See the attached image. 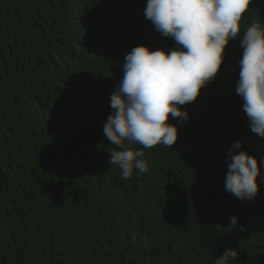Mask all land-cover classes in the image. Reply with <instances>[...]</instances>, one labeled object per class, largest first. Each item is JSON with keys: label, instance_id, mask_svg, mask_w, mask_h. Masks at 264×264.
Here are the masks:
<instances>
[{"label": "trees", "instance_id": "trees-1", "mask_svg": "<svg viewBox=\"0 0 264 264\" xmlns=\"http://www.w3.org/2000/svg\"><path fill=\"white\" fill-rule=\"evenodd\" d=\"M146 0H0V264H214L229 248L264 264V172L251 200L225 191L228 149L254 154L229 41L215 78L185 108L177 141L142 149L149 171L121 179L103 125L135 46L171 50ZM264 23L252 0L241 36ZM238 216L235 226L231 218ZM223 231L217 233L215 226Z\"/></svg>", "mask_w": 264, "mask_h": 264}, {"label": "clouds", "instance_id": "clouds-1", "mask_svg": "<svg viewBox=\"0 0 264 264\" xmlns=\"http://www.w3.org/2000/svg\"><path fill=\"white\" fill-rule=\"evenodd\" d=\"M252 0H146L145 19L163 37L175 41L171 50H152L138 45L124 57L123 78L111 93L112 109L103 135L113 145L109 164L120 169L121 179L147 173L149 164L142 159L139 144L152 148L157 144L170 147L177 141L180 122L189 119L182 106L194 102L200 90L213 80L224 59L230 40L242 37L236 93L250 130L264 138V23L253 22L241 36V18ZM237 140L226 157L225 191L237 199H254L260 191L258 177L264 169L254 154L241 149ZM238 216L231 218L235 226ZM217 233L223 231L215 226ZM239 251L229 248L214 264H240Z\"/></svg>", "mask_w": 264, "mask_h": 264}]
</instances>
